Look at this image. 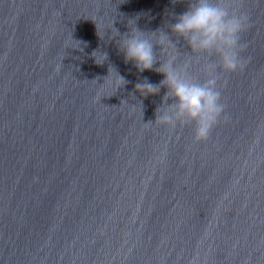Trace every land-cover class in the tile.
Here are the masks:
<instances>
[{"label": "water", "instance_id": "1", "mask_svg": "<svg viewBox=\"0 0 264 264\" xmlns=\"http://www.w3.org/2000/svg\"><path fill=\"white\" fill-rule=\"evenodd\" d=\"M186 3L0 0V264H264V0H239L244 65L218 69L224 112L199 142L191 124L147 123L166 88L133 86L162 74L113 36ZM109 64L127 84L103 78Z\"/></svg>", "mask_w": 264, "mask_h": 264}, {"label": "clouds", "instance_id": "2", "mask_svg": "<svg viewBox=\"0 0 264 264\" xmlns=\"http://www.w3.org/2000/svg\"><path fill=\"white\" fill-rule=\"evenodd\" d=\"M142 14L136 13L127 19L124 33L113 28L116 33L113 36H118L117 48L123 60L131 61L137 72L153 70L162 74L156 83L142 77L133 86L141 97L159 93L162 86L166 88L153 110L154 119L147 123L170 130L191 124L192 141H203L224 112L218 87L219 72L231 73L244 65L240 53L246 45L240 35L249 25L248 13L239 0H187L180 13H167L170 20L164 24L167 31L161 27L152 30L137 27L136 20ZM177 40L183 41L187 50L195 54L194 58L179 60ZM154 45L158 46L156 51ZM90 56L97 65L108 58L107 52L99 49H94ZM193 63L204 74L203 79L190 73ZM105 77H109L108 82L115 89L128 83L111 64Z\"/></svg>", "mask_w": 264, "mask_h": 264}]
</instances>
